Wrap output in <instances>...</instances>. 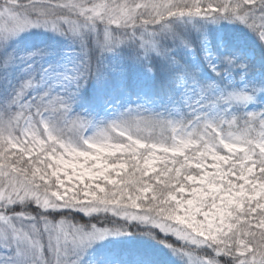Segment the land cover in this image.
I'll list each match as a JSON object with an SVG mask.
<instances>
[{
	"label": "snow or ice",
	"instance_id": "snow-or-ice-1",
	"mask_svg": "<svg viewBox=\"0 0 264 264\" xmlns=\"http://www.w3.org/2000/svg\"><path fill=\"white\" fill-rule=\"evenodd\" d=\"M136 237L264 264V0H0V264H160L96 255Z\"/></svg>",
	"mask_w": 264,
	"mask_h": 264
},
{
	"label": "trees",
	"instance_id": "trees-1",
	"mask_svg": "<svg viewBox=\"0 0 264 264\" xmlns=\"http://www.w3.org/2000/svg\"><path fill=\"white\" fill-rule=\"evenodd\" d=\"M210 28L213 31H224L227 33H234L238 35L242 41L247 43V46L249 48H255L256 47V41L252 37L250 33L247 32L246 29H243L242 27H236V26H216L212 25ZM83 103L87 104H93L91 100L85 99ZM115 249L116 251H120L129 247H137L143 251H147L148 253L152 254L158 261H160V264H172V261L174 258L170 257V254L167 252L166 249L163 248L162 245H157L156 241L151 240L148 237H136L134 241L131 242H121V243H115Z\"/></svg>",
	"mask_w": 264,
	"mask_h": 264
},
{
	"label": "rangeland",
	"instance_id": "rangeland-1",
	"mask_svg": "<svg viewBox=\"0 0 264 264\" xmlns=\"http://www.w3.org/2000/svg\"><path fill=\"white\" fill-rule=\"evenodd\" d=\"M65 42L61 37H58L50 32H45L40 29H33L30 32L24 33L20 38V48L19 52L21 55H26L30 51H34L38 48H46L52 46H62ZM68 49L64 48L66 52ZM23 65L19 66L15 69L16 72H19L22 69ZM111 105H106L104 109L99 111L100 116H104L106 114L107 108ZM80 107H88L90 109L94 108V105L82 103ZM115 243L105 242L101 248H98L96 255H100V251L107 250L108 252H116Z\"/></svg>",
	"mask_w": 264,
	"mask_h": 264
}]
</instances>
